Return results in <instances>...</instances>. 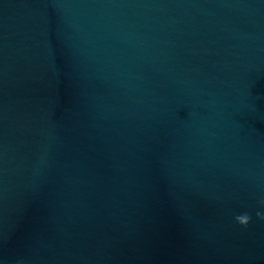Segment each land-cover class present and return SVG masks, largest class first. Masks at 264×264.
I'll list each match as a JSON object with an SVG mask.
<instances>
[{
  "label": "water",
  "instance_id": "obj_1",
  "mask_svg": "<svg viewBox=\"0 0 264 264\" xmlns=\"http://www.w3.org/2000/svg\"><path fill=\"white\" fill-rule=\"evenodd\" d=\"M258 211L264 0H0V264H264Z\"/></svg>",
  "mask_w": 264,
  "mask_h": 264
},
{
  "label": "clouds",
  "instance_id": "obj_2",
  "mask_svg": "<svg viewBox=\"0 0 264 264\" xmlns=\"http://www.w3.org/2000/svg\"><path fill=\"white\" fill-rule=\"evenodd\" d=\"M257 216H260L261 218H264V213H261V212H257ZM235 219L240 223V224H246L249 219H250V216L247 212L245 213H242V214H239L235 217Z\"/></svg>",
  "mask_w": 264,
  "mask_h": 264
}]
</instances>
